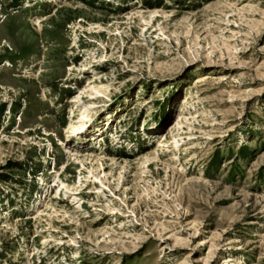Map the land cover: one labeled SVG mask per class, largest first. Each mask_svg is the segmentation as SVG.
<instances>
[{
	"label": "rangeland",
	"instance_id": "obj_1",
	"mask_svg": "<svg viewBox=\"0 0 264 264\" xmlns=\"http://www.w3.org/2000/svg\"><path fill=\"white\" fill-rule=\"evenodd\" d=\"M0 264H264V0H0Z\"/></svg>",
	"mask_w": 264,
	"mask_h": 264
}]
</instances>
